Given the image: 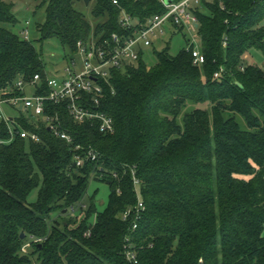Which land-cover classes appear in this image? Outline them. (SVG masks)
Instances as JSON below:
<instances>
[{
  "label": "trees",
  "instance_id": "obj_1",
  "mask_svg": "<svg viewBox=\"0 0 264 264\" xmlns=\"http://www.w3.org/2000/svg\"><path fill=\"white\" fill-rule=\"evenodd\" d=\"M35 1L34 13L45 12L40 41L57 38L74 54L80 42L133 35L121 26L124 11L141 22L164 12L160 0H95L93 16L104 21L93 30L75 8L80 0ZM15 8L0 0L1 24L18 23ZM197 15L202 66L186 48L171 55L167 42L153 45L154 66L141 51L136 64L112 70L101 107L113 133L50 103L47 113L60 116L72 143L44 121L0 119V264H131L127 237L141 264H264V68L245 58L264 53V0H205ZM37 74L45 84L37 47L0 27V101L22 95L16 81ZM89 149L97 159L78 167L76 153ZM91 180L111 188L102 212L93 199L83 206ZM139 198L145 209L133 230L122 214ZM78 204L81 215L70 216Z\"/></svg>",
  "mask_w": 264,
  "mask_h": 264
},
{
  "label": "built area",
  "instance_id": "obj_2",
  "mask_svg": "<svg viewBox=\"0 0 264 264\" xmlns=\"http://www.w3.org/2000/svg\"><path fill=\"white\" fill-rule=\"evenodd\" d=\"M141 2L144 0H134ZM205 0H160L164 6V12L155 14L144 21H139L127 14L125 11L121 16V26L126 30H133V35L121 38L113 34L111 39L103 41L91 39L80 42L77 47V54L81 60V68L78 63L71 59L65 69V76L61 78L48 77L46 83L41 82V76L35 75L31 80L25 81L20 78L16 81L13 92L22 95H13L0 101L1 106L6 104L20 110H32L36 116L42 118L53 135L59 139L72 143V137L62 129L60 116L50 114L46 111L47 103L64 106L69 116L75 123L97 124L102 133H113L115 125L113 119L102 110L101 101L104 97V84L110 83L112 70L124 69L128 65H134L139 61L140 52L147 47H153L156 41L166 35L168 29L173 31H183L189 34L187 51L193 56V63L202 66L206 62V57L202 52L199 36V17L197 10L202 8ZM116 3V1H115ZM28 24V23H27ZM22 34L29 40V31L25 29ZM224 40L223 45L226 46ZM244 70V67H242ZM224 68H220L214 74L219 78ZM31 86L34 89L32 96L25 95V87ZM47 87L44 93H38ZM22 107V108H21ZM0 119L14 123V117L9 118L0 113ZM11 133L13 129L11 127ZM22 138H31L33 141L40 140L36 133L21 131ZM81 146H75L74 150L79 151ZM98 153L89 149L85 156L75 155V162L78 167H82L88 160H96ZM114 176H117L114 174ZM133 181L136 186L139 179L133 174ZM145 206L139 198L138 204L128 209L122 214L124 221L133 220L132 229H137V222L141 219ZM90 235V233H87ZM134 244L130 237L126 238L125 256L131 264H141L137 258Z\"/></svg>",
  "mask_w": 264,
  "mask_h": 264
},
{
  "label": "rangeland",
  "instance_id": "obj_3",
  "mask_svg": "<svg viewBox=\"0 0 264 264\" xmlns=\"http://www.w3.org/2000/svg\"><path fill=\"white\" fill-rule=\"evenodd\" d=\"M16 3L15 14L18 18V23L15 25L12 24H1L0 27L7 28L17 34L22 38H25L22 32L25 29L29 31V40L39 50L41 57L45 63V70L48 77L61 78L65 76V69L69 65L71 59H74L78 63V68H81V60L77 53H72L68 48H63L62 44L57 38L48 39L46 41H40V32L38 30V25L44 23L45 21V12L41 10L38 13H34L36 8L35 0H13ZM95 6V0H91L87 4L84 0L77 1L75 3V8L81 12L85 18L92 24L93 30L94 27L104 21L103 19H96L93 16V8ZM28 23V24H27ZM189 34L185 31H173L168 29L165 36L160 40L155 42V47L158 50H161L167 42L170 45V54L177 55L182 49L187 47V39ZM145 52V61L148 66L152 67L156 64L157 58L153 53L152 47H147L144 49ZM247 64L256 63L260 67L264 68V53L258 50H252L249 54V58L246 59ZM34 89L31 86L25 87V95L32 96ZM194 106L187 105L184 109L185 112L192 109ZM4 116L9 118H16L24 115L29 118L30 121L34 123L43 122L42 118L36 116L32 110H20L18 108H13L6 104L1 106V111ZM111 194V188L104 182L98 180H91L88 186L87 194L83 200V206L89 208L93 202L95 203L97 212L104 211L109 202ZM38 197V189L34 190L28 198L29 203L36 202ZM85 209V210H86ZM81 215L80 204L75 206V212H71L70 216L76 217ZM96 219V215L91 219L93 222ZM28 248V246L26 247Z\"/></svg>",
  "mask_w": 264,
  "mask_h": 264
},
{
  "label": "water",
  "instance_id": "obj_4",
  "mask_svg": "<svg viewBox=\"0 0 264 264\" xmlns=\"http://www.w3.org/2000/svg\"><path fill=\"white\" fill-rule=\"evenodd\" d=\"M87 4H89L91 2V0H84ZM172 0H167V3H170ZM22 108V107H21ZM50 130V128H49ZM24 237V235H22V238Z\"/></svg>",
  "mask_w": 264,
  "mask_h": 264
},
{
  "label": "crops",
  "instance_id": "obj_5",
  "mask_svg": "<svg viewBox=\"0 0 264 264\" xmlns=\"http://www.w3.org/2000/svg\"><path fill=\"white\" fill-rule=\"evenodd\" d=\"M245 58H246V59H248V58H249V56L247 55V56H245Z\"/></svg>",
  "mask_w": 264,
  "mask_h": 264
}]
</instances>
